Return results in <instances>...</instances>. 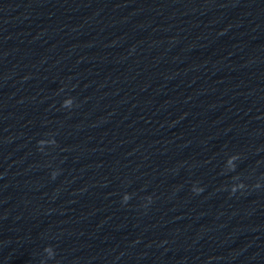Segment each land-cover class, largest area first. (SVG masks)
Wrapping results in <instances>:
<instances>
[{
  "label": "clouds",
  "instance_id": "9594fccd",
  "mask_svg": "<svg viewBox=\"0 0 264 264\" xmlns=\"http://www.w3.org/2000/svg\"><path fill=\"white\" fill-rule=\"evenodd\" d=\"M56 175L54 174L53 175V178L55 177ZM255 187H260L259 185H255ZM240 190H242V189H240ZM201 192H203V188H201L199 191H197L196 193L197 194H199V193H201ZM237 192V190L236 189H234L233 191H231V194H235Z\"/></svg>",
  "mask_w": 264,
  "mask_h": 264
}]
</instances>
